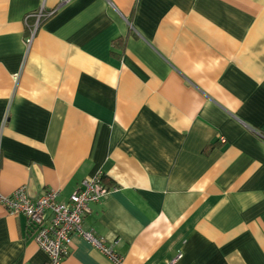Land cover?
Wrapping results in <instances>:
<instances>
[{"label":"crops","instance_id":"obj_1","mask_svg":"<svg viewBox=\"0 0 264 264\" xmlns=\"http://www.w3.org/2000/svg\"><path fill=\"white\" fill-rule=\"evenodd\" d=\"M257 133L264 0H0V194L105 176L82 228L120 264H264ZM46 262L0 205V264ZM61 264L113 263L73 235Z\"/></svg>","mask_w":264,"mask_h":264},{"label":"built area","instance_id":"obj_2","mask_svg":"<svg viewBox=\"0 0 264 264\" xmlns=\"http://www.w3.org/2000/svg\"><path fill=\"white\" fill-rule=\"evenodd\" d=\"M41 8L36 14V24L43 14ZM33 32L26 39L29 44ZM264 143V135L257 133ZM224 141L223 137H219ZM108 188L100 176L86 178L65 202L58 201V190L46 189L37 197L28 195L25 186L16 188L9 195L0 194V205L13 216L22 215L27 222V231L32 241L47 256L46 264H61L68 255L73 235H78L90 243L113 264H120L122 257L113 250L112 245L94 235L91 230H84L82 222L89 213L91 204L99 202ZM179 257V256H178Z\"/></svg>","mask_w":264,"mask_h":264},{"label":"trees","instance_id":"obj_3","mask_svg":"<svg viewBox=\"0 0 264 264\" xmlns=\"http://www.w3.org/2000/svg\"><path fill=\"white\" fill-rule=\"evenodd\" d=\"M115 41H117V43H116V46H117V47H120V46L122 45V43H123V42H121L119 39H116ZM115 41H114V43H115ZM100 181H101V183H102L105 187H107L106 185L110 184V183L107 181V179H106L105 176H100Z\"/></svg>","mask_w":264,"mask_h":264}]
</instances>
